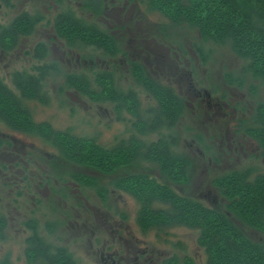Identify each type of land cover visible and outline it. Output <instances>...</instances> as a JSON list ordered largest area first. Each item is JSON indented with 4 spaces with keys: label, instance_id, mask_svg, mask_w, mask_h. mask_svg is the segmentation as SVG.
<instances>
[{
    "label": "rangeland",
    "instance_id": "374dc122",
    "mask_svg": "<svg viewBox=\"0 0 264 264\" xmlns=\"http://www.w3.org/2000/svg\"><path fill=\"white\" fill-rule=\"evenodd\" d=\"M73 1L56 8L53 0H0V31L8 28L18 16L37 20L28 36L18 37L15 47L0 48V79L14 89L10 82L12 73L36 74L32 71L35 65H55L57 69L44 80L37 100L26 102L32 118L50 124L54 130L92 138L98 145L110 149L121 142L127 143L131 135L146 144L156 141L158 135L140 134L133 128V119L125 109L116 113L109 103L93 102L73 88L68 89L64 78L70 73L84 76L90 89L98 91L95 75L106 72L113 75L117 90L124 94L134 91L140 109L145 110L154 102L132 76L131 68L132 64H142L147 73L171 87L185 102L184 114L174 124L171 150L190 160L192 165L189 164L187 181L172 185L173 190L226 214L227 200L217 192L212 180L230 171L251 168L253 176L264 174V157L260 156L258 142L239 130V122L251 124L255 107L264 103L262 81L247 70L248 63L233 52L228 41L204 40L195 27L171 24L160 12L147 9L140 0L105 3L97 18ZM65 8L71 9L75 18L85 24L95 23L101 30L108 31L118 42L120 52L104 56L97 51L94 56L101 67L83 64L82 54L92 53V49L73 47L70 52L55 36L54 19ZM250 13L257 19L254 12ZM41 43L46 46L47 56L36 61L33 59L35 46ZM198 51L202 57L197 55ZM206 93L211 102L222 103L216 113L212 112L213 108L207 114L204 109H198L202 103L199 99L204 100ZM1 132L16 140L13 153L17 157L9 158L10 151L0 155V219L5 221L0 261L7 259L10 264H26L24 245L30 235L26 224L36 221L39 236L53 245L65 247L79 263L100 264L93 251L97 246L95 240L98 243L107 236V228L101 225V220L122 210L127 214L124 223L129 226V234L138 239V246L148 250L154 264H207L204 249L197 242L198 230L184 226L140 229L136 224L138 204L114 189L115 174L104 177L93 170L79 168L81 173L96 179V188L77 182L67 184L66 188L57 185L67 196L60 205L56 196H51V190L41 183L40 176L42 172L47 175L50 169L47 159L57 151L38 138L9 131L0 123L3 136ZM210 156L214 159L208 162ZM15 161L17 163L10 165ZM3 164L7 169H2ZM137 168L153 176L158 173L155 165L145 160ZM68 170L70 172V167ZM80 199L82 207L72 211L71 205ZM156 207L163 208L159 204ZM229 218L248 239L264 247L263 231L249 227L230 213Z\"/></svg>",
    "mask_w": 264,
    "mask_h": 264
},
{
    "label": "trees",
    "instance_id": "16d2710c",
    "mask_svg": "<svg viewBox=\"0 0 264 264\" xmlns=\"http://www.w3.org/2000/svg\"><path fill=\"white\" fill-rule=\"evenodd\" d=\"M53 1L55 7L59 8L70 0ZM75 1L74 4L79 5L84 12H91L95 18L104 10L105 3L133 2V0L73 2ZM140 3L145 4L147 9L160 12L171 24L185 23L195 27L204 40L228 41L233 52L248 63L247 70L254 77H258L264 86V0H140ZM250 12H254L257 19L253 18ZM36 22L37 20L24 15L15 18L8 28H2L0 31V48L15 47L18 37L28 36ZM53 27L55 36L61 40V45L67 48L66 50L71 52L73 47L87 51L88 48L92 49V53L88 51L81 56L83 64L89 67H101L98 64L99 60L94 56L97 51L104 56H115L120 52L118 42L108 31L101 30L95 23L85 24L75 18L71 9L65 8L59 12L54 19ZM197 53L202 57L199 51ZM46 56V46L43 43L36 45L33 59L42 61ZM131 68L132 76L154 102L153 106L145 110L140 109L134 91L130 90L124 94L117 90L113 75H106V72L95 75L98 91L90 89L84 76L71 73L64 78L65 86L68 89L73 88L93 102L113 105L116 113L125 109L131 115L133 128L137 132L142 135H158L154 142L146 144L131 135L127 143L121 142L107 149L98 145L92 138L75 136L68 131H57L48 123L34 121L26 102L37 100L44 80L57 69L51 63L35 65L32 71L36 74L26 71L12 73L10 82L14 89L9 88L0 79V123L9 131L38 138L57 151L47 159L46 163L50 169L47 175L44 172L42 175H45L43 184L51 190L53 198L56 196L60 205L64 204L67 196L63 189L56 188L57 185L66 188L67 184L77 182L96 188V179L81 173L79 168L93 170L104 177L115 174L112 182L114 189L130 195L139 205L136 221L140 229L161 230L165 227L185 226L198 230L197 242L204 249L207 264H264V247L248 239L227 214L205 207L173 190L172 185L187 181L189 164L192 165L190 160L179 157L171 150L174 144L172 131L176 121L184 114V99L171 87L153 78L142 64H132ZM191 89L189 86L188 90ZM204 98L206 100L202 97L199 99L202 106L198 103L200 107H197L199 110L204 109V114L209 113L211 108L212 112L216 113L222 107V103L218 101L211 102L208 93ZM233 109L237 110V106ZM253 113L251 124L244 125L240 121L239 130L258 142L260 156L264 157V103L258 104ZM165 131H171V134L166 135ZM2 134L0 155L10 151L9 158L17 157L13 153L16 140L10 138L8 134V136ZM213 159L214 156H210L208 162ZM142 160L155 165L157 175L138 171L137 167ZM15 163L17 162L10 165ZM212 184L227 200L226 211L231 216L239 218L249 227L264 232V174L258 173L253 176L252 168L234 170L214 178ZM157 204L166 208H157ZM82 205L80 199L71 205L70 209L74 211ZM117 215L122 220L127 219L124 212L120 211ZM103 221L102 219L101 222L104 224ZM53 225L57 226V223L54 222ZM26 226L30 230V235L25 239L24 249V258L28 264H81L65 247L53 245L47 238L39 236L36 221L27 223ZM4 228L5 221L1 218V241L5 239L2 232ZM0 264L10 262L3 259Z\"/></svg>",
    "mask_w": 264,
    "mask_h": 264
},
{
    "label": "flooded vegetation",
    "instance_id": "af4514ba",
    "mask_svg": "<svg viewBox=\"0 0 264 264\" xmlns=\"http://www.w3.org/2000/svg\"><path fill=\"white\" fill-rule=\"evenodd\" d=\"M207 98H209V96H207ZM4 169H7V167L4 166ZM40 176H41V183H42L43 177L42 175ZM43 185L47 186L46 184H43ZM178 194L182 195L180 193ZM128 196L131 197L130 195ZM182 196L187 197L203 205L201 201H198L196 199H193L185 195H182ZM133 200L137 203L135 199ZM165 208L166 207H163L162 209H165ZM211 209H214V208H211ZM138 210H139V205H138ZM117 213H118V210L116 211V214L113 215V217L112 216L108 217L106 215L108 217L107 218L104 216L105 217V219H103L104 224L102 225H104L105 228H107L105 231L107 236L102 237L100 241H98V243H97V239L95 240V243L97 244V246H96L95 251H93V255L96 256L99 260L98 262L100 264H154V261L150 253L148 252V250H146V248H141L140 246H138V239L135 236L129 234V229H128L129 226H127V223H124L126 219L122 220L117 215ZM104 214H108V213L104 212ZM137 214H138V211H137ZM226 214L229 216V212H227ZM136 224L138 225L137 221H136ZM91 245H89L90 248H92ZM25 246L26 245H24V249H25ZM70 261H72L71 258H70ZM26 264H28L27 261H26Z\"/></svg>",
    "mask_w": 264,
    "mask_h": 264
},
{
    "label": "water",
    "instance_id": "95a60500",
    "mask_svg": "<svg viewBox=\"0 0 264 264\" xmlns=\"http://www.w3.org/2000/svg\"><path fill=\"white\" fill-rule=\"evenodd\" d=\"M0 9H1V4H0Z\"/></svg>",
    "mask_w": 264,
    "mask_h": 264
}]
</instances>
